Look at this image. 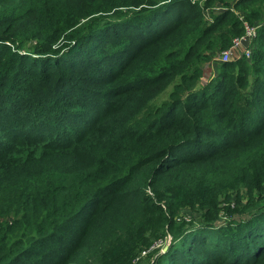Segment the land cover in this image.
<instances>
[{"label": "trees", "instance_id": "obj_1", "mask_svg": "<svg viewBox=\"0 0 264 264\" xmlns=\"http://www.w3.org/2000/svg\"><path fill=\"white\" fill-rule=\"evenodd\" d=\"M257 2L0 0V264H264Z\"/></svg>", "mask_w": 264, "mask_h": 264}, {"label": "rangeland", "instance_id": "obj_2", "mask_svg": "<svg viewBox=\"0 0 264 264\" xmlns=\"http://www.w3.org/2000/svg\"><path fill=\"white\" fill-rule=\"evenodd\" d=\"M179 1H185V0H179ZM192 1V3H194V4H198L199 6H201V7H203L204 6V3L206 2V0H191ZM220 8H221V10H220V12L222 11V13L223 12H225V11H227L228 10V8H226L225 6H220ZM253 8H256V9H261V10H263V17H264V5H262L260 2H257L254 6H253ZM133 9V8H132ZM131 9V10H132ZM130 10V11H131ZM124 11L126 12L123 16H126V17H123V19L124 20H129L130 18H131V16H132V14H129L128 12H129V10H126V9H124ZM216 13H219V12H216ZM221 14V13H220ZM219 14V15H220ZM213 16H215V12L213 13V14H208L207 15V20H209V19H213L214 20V17ZM250 26V25H249ZM253 26V25H252ZM143 29V32H144V30L146 29V28H144L143 26H137L136 27V31H141ZM122 31L124 32V29H122ZM138 36H140V35H138ZM109 37V36H108ZM103 39V38H102ZM102 39H100V40H98L97 38H95V39H92V40H90L88 43H90V42H96V43H99L98 44V47L100 48V50L101 51H112V50H114V49H117L118 47L120 48L121 46H123L124 44L123 43H120L119 41H115L114 43H109V44H107L106 45V47L104 48L103 47V40ZM111 40V38L109 37L108 39H107V41L106 42H109ZM81 53L83 54L84 53V50L83 51H81ZM70 58L71 57H66L64 60H62V62L64 63V64H68V65H72V66H75L76 68H81L80 66H79V63H80V60L79 59H77V60H70ZM212 61H214V62H208V63H206L205 65H204V72H205V79H204V77H203V79H204V81L205 82H207L208 80H210L211 78H209V79H207L208 77H210V73H213V72H217L218 70H219V68L224 64V60H223V58H222V54L220 55L219 53L217 54V55H215V57H213L212 58ZM90 63L91 64H89L91 67H93L94 66V64H95V61H93V60H90ZM208 64H210V65H208ZM207 65V66H206ZM110 72V71H109ZM206 79H207V81H206ZM66 87H62L61 88V90L60 91H58L57 92V95L56 96H60V95H65V91H66ZM170 91H171V88L166 92V93H164L162 96H160L158 99H157V102H158V104H160V103H162V102H164V101H167L168 100V94L170 93ZM66 96V95H65ZM45 97H48V96H45ZM62 105L64 106L65 105V101H63V103H62ZM241 196H242V202H243V204H247V202H249V199L248 198H246V191H244L243 192V194H241ZM263 195H261V197H262ZM263 199H264V197H263ZM263 199H262V201H263ZM261 201V202H262ZM253 209V208H252ZM228 217H229V215H226V214H222L221 215V218H220V221H219V223L217 224V226H216V228H221V227H223V226H225L228 222H229V219H228ZM236 218H240V217H236ZM12 219L10 218V221H11ZM187 222H190V218L188 217L187 218ZM171 242H172V239L171 238H167V240L166 241H163V242H160V243H158L157 245H156V247H155V249H158L159 251H162V253H164V252H166V249L169 247V245L171 244ZM147 254H149V252L147 253ZM144 264H148V262L146 261Z\"/></svg>", "mask_w": 264, "mask_h": 264}, {"label": "built area", "instance_id": "obj_3", "mask_svg": "<svg viewBox=\"0 0 264 264\" xmlns=\"http://www.w3.org/2000/svg\"><path fill=\"white\" fill-rule=\"evenodd\" d=\"M165 1L170 2L171 0H165ZM220 10H221V8L219 7V9L217 11H215V13L219 12V13H216L217 15H219L220 13H222V11L220 12ZM208 21H210V23L214 22L213 19H209ZM261 25L262 24H260L258 26H248V25L246 26L245 34L241 38L236 39L234 42V45L229 50L222 53V58L224 60V63L235 61L233 59L234 52L236 50L240 49L241 47L243 48V53L240 56V58H238L237 60H239L241 58H248V59L251 58L252 51H253V48L255 45V41L258 38L259 29H260ZM147 253L148 252H142V255L146 256ZM137 261H138V259L134 261V264H136Z\"/></svg>", "mask_w": 264, "mask_h": 264}, {"label": "crops", "instance_id": "obj_4", "mask_svg": "<svg viewBox=\"0 0 264 264\" xmlns=\"http://www.w3.org/2000/svg\"><path fill=\"white\" fill-rule=\"evenodd\" d=\"M215 16H217V14L215 13ZM243 53V48L241 47L240 49L236 50L234 52V56H233V59L236 61L238 58H240V56L242 55ZM207 66V65H206ZM216 74V72H213V73H210V77H208L207 79L211 78V77H214V75ZM205 79V77H204ZM206 79V81H207Z\"/></svg>", "mask_w": 264, "mask_h": 264}, {"label": "clouds", "instance_id": "obj_5", "mask_svg": "<svg viewBox=\"0 0 264 264\" xmlns=\"http://www.w3.org/2000/svg\"><path fill=\"white\" fill-rule=\"evenodd\" d=\"M256 42V41H255ZM241 59H243V58H241ZM246 59H248V58H246ZM240 60V59H239ZM237 61V60H236ZM232 62H234V61H232Z\"/></svg>", "mask_w": 264, "mask_h": 264}]
</instances>
